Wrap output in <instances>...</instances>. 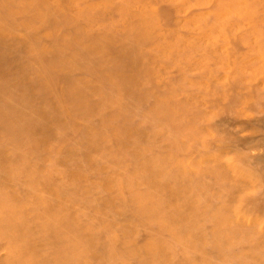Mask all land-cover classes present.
<instances>
[{
  "label": "bare ground",
  "instance_id": "obj_1",
  "mask_svg": "<svg viewBox=\"0 0 264 264\" xmlns=\"http://www.w3.org/2000/svg\"><path fill=\"white\" fill-rule=\"evenodd\" d=\"M263 130L264 0H0V264H264Z\"/></svg>",
  "mask_w": 264,
  "mask_h": 264
},
{
  "label": "rangeland",
  "instance_id": "obj_2",
  "mask_svg": "<svg viewBox=\"0 0 264 264\" xmlns=\"http://www.w3.org/2000/svg\"><path fill=\"white\" fill-rule=\"evenodd\" d=\"M190 35H192V32H191V29L188 31V32H186L185 34H184V37H189ZM264 131V130H263ZM245 133H248V134H250V135H254V134H251L252 133V130H250V129H246V131H244Z\"/></svg>",
  "mask_w": 264,
  "mask_h": 264
}]
</instances>
